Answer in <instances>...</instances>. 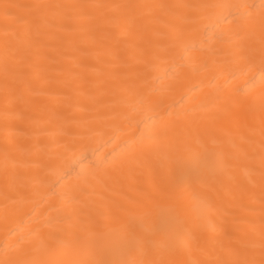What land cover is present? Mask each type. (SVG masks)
I'll return each mask as SVG.
<instances>
[{
	"label": "bare ground",
	"instance_id": "1",
	"mask_svg": "<svg viewBox=\"0 0 264 264\" xmlns=\"http://www.w3.org/2000/svg\"><path fill=\"white\" fill-rule=\"evenodd\" d=\"M175 195L182 243L134 258L264 264V0H0V264H89Z\"/></svg>",
	"mask_w": 264,
	"mask_h": 264
},
{
	"label": "snow or ice",
	"instance_id": "2",
	"mask_svg": "<svg viewBox=\"0 0 264 264\" xmlns=\"http://www.w3.org/2000/svg\"><path fill=\"white\" fill-rule=\"evenodd\" d=\"M219 166L221 162L214 159L212 167ZM183 170L178 162L169 169V184L174 193L188 191L194 185L202 183L208 168L205 166L196 170L188 178L182 175ZM167 199L172 203L159 205L155 210H141L138 207L123 209L118 218V227L102 231L94 239V258L89 264H164L163 261L134 257L163 251L161 241L176 245L182 243L183 233L179 225L183 210L180 196H169ZM193 199L199 203L196 193H193ZM33 242L38 250H43L51 240L38 234ZM23 264L33 262L24 261ZM236 264L242 262L237 261Z\"/></svg>",
	"mask_w": 264,
	"mask_h": 264
}]
</instances>
